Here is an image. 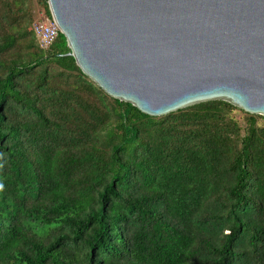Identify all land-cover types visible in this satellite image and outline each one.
Returning <instances> with one entry per match:
<instances>
[{
	"label": "trees",
	"instance_id": "obj_1",
	"mask_svg": "<svg viewBox=\"0 0 264 264\" xmlns=\"http://www.w3.org/2000/svg\"><path fill=\"white\" fill-rule=\"evenodd\" d=\"M40 13L0 0V264H264V116L144 114L40 48Z\"/></svg>",
	"mask_w": 264,
	"mask_h": 264
},
{
	"label": "water",
	"instance_id": "obj_2",
	"mask_svg": "<svg viewBox=\"0 0 264 264\" xmlns=\"http://www.w3.org/2000/svg\"><path fill=\"white\" fill-rule=\"evenodd\" d=\"M80 70L150 116L222 100L264 116V0H47Z\"/></svg>",
	"mask_w": 264,
	"mask_h": 264
},
{
	"label": "built area",
	"instance_id": "obj_3",
	"mask_svg": "<svg viewBox=\"0 0 264 264\" xmlns=\"http://www.w3.org/2000/svg\"><path fill=\"white\" fill-rule=\"evenodd\" d=\"M33 32L35 34L36 43L42 49H47L57 39L60 33L56 21L49 16L40 13L34 21Z\"/></svg>",
	"mask_w": 264,
	"mask_h": 264
},
{
	"label": "rangeland",
	"instance_id": "obj_4",
	"mask_svg": "<svg viewBox=\"0 0 264 264\" xmlns=\"http://www.w3.org/2000/svg\"><path fill=\"white\" fill-rule=\"evenodd\" d=\"M35 4L36 3L34 2V4H33L34 5V13H35V15H37V13L39 11H41L42 9L37 7ZM233 116L235 117V119L239 120L241 125H244L243 121H242V119H243L242 113H240L239 111H236L235 113H233Z\"/></svg>",
	"mask_w": 264,
	"mask_h": 264
}]
</instances>
